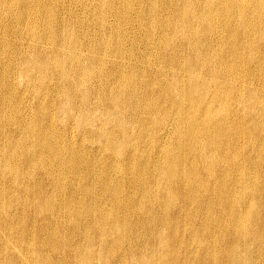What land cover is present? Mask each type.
<instances>
[{
    "label": "bare ground",
    "instance_id": "obj_1",
    "mask_svg": "<svg viewBox=\"0 0 264 264\" xmlns=\"http://www.w3.org/2000/svg\"><path fill=\"white\" fill-rule=\"evenodd\" d=\"M0 264H264V0H0Z\"/></svg>",
    "mask_w": 264,
    "mask_h": 264
}]
</instances>
